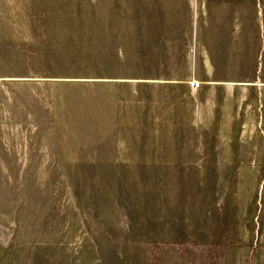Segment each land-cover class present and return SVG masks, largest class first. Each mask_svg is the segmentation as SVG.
<instances>
[{
  "label": "rangeland",
  "instance_id": "obj_1",
  "mask_svg": "<svg viewBox=\"0 0 264 264\" xmlns=\"http://www.w3.org/2000/svg\"><path fill=\"white\" fill-rule=\"evenodd\" d=\"M0 264H264V0H0Z\"/></svg>",
  "mask_w": 264,
  "mask_h": 264
},
{
  "label": "built area",
  "instance_id": "obj_2",
  "mask_svg": "<svg viewBox=\"0 0 264 264\" xmlns=\"http://www.w3.org/2000/svg\"><path fill=\"white\" fill-rule=\"evenodd\" d=\"M198 86H199L198 82H196V81H191L190 82V87L192 89H196Z\"/></svg>",
  "mask_w": 264,
  "mask_h": 264
}]
</instances>
